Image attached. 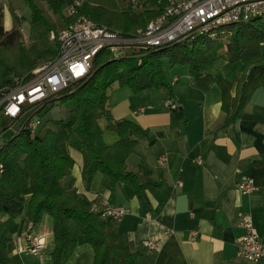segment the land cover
I'll list each match as a JSON object with an SVG mask.
<instances>
[{
  "label": "crops",
  "instance_id": "crops-1",
  "mask_svg": "<svg viewBox=\"0 0 264 264\" xmlns=\"http://www.w3.org/2000/svg\"><path fill=\"white\" fill-rule=\"evenodd\" d=\"M0 3L4 29L12 32L13 12L19 14L14 11L17 4L15 0ZM22 32L29 39L30 30L26 33L23 28ZM205 74L216 83H230L235 98L243 80V64L220 59L207 67ZM167 77L174 88L173 98L165 90L135 95L128 88L130 91L126 89L127 93L118 97L122 100L114 104L109 100L115 120L133 121L149 136V141L143 142L127 160L128 170L143 184H155L145 191L143 199L129 185L112 187L110 179L101 173L94 176L87 188L84 173L88 157L76 139L67 148L75 166L62 186L77 190L92 202L96 212H101L104 205L127 209V216L115 228L130 251L140 255L137 264H264L239 256V243L245 235L240 226L244 214L252 215L264 246V163H259L264 156V88L249 94L244 112L235 124L217 132L226 119L221 88L214 84L210 90H202L189 70L172 79ZM169 100L178 105V110L167 106ZM11 122L20 124L11 134L16 135L23 123ZM102 129L107 146L120 141L106 124ZM162 157L166 158L165 163L159 162ZM242 176L254 181L253 194L243 195L237 189ZM18 180L21 182L9 186L8 192L27 203L29 197L23 191L28 180ZM1 221L13 243L9 264H53L55 238L49 215H44L38 226L29 224L25 216L12 219L3 215ZM70 228L73 244L62 264H93V247L78 236L74 222ZM29 233L44 235L46 246L40 255L17 252L15 242L20 239L25 246ZM149 242L155 243V250L146 246Z\"/></svg>",
  "mask_w": 264,
  "mask_h": 264
},
{
  "label": "trees",
  "instance_id": "trees-1",
  "mask_svg": "<svg viewBox=\"0 0 264 264\" xmlns=\"http://www.w3.org/2000/svg\"><path fill=\"white\" fill-rule=\"evenodd\" d=\"M31 10L30 36L32 45H23L20 20L13 14L14 29L6 32L0 3V90L14 86L13 76L30 77L40 62L57 56L59 44L49 40L57 33L58 25L53 16L64 18V12L74 0H22ZM82 0L76 17L66 18L65 26L79 17L132 36L138 30L163 15L166 0H145L142 9H136L134 0ZM1 2V0H0ZM231 35L226 44L206 37L186 38L167 47L151 48L145 52L114 58L102 51L94 61L93 75L84 82L72 84L58 95L41 112L51 110L58 101L72 103V109L63 120L43 123L39 135L31 139L27 131L10 136L0 148V161L6 171L0 180V264H9L12 238L1 217L12 219L25 216L29 224L38 226L44 215L53 219L55 249L53 264H62L70 246L71 222L78 236L93 247V264H137L140 255L132 253L118 236L115 224L93 210V204L77 190L62 186L63 179L74 168L75 161L67 148L77 137L88 157L85 168L87 188L97 173L118 184L131 186L139 199L155 184H143L129 171L127 160L138 147L149 141L148 134L130 120H115L109 106L110 92L115 84L129 88L135 95L144 91L165 90L173 98L174 88L165 70L166 59L170 66H188L190 76L202 90L217 84L222 90V110L226 114L220 130L235 124L244 112L249 94L264 88V59L260 43L264 39V25L258 21L229 27ZM225 50L222 54L220 51ZM220 59L243 64V80L235 98L232 86L225 80H215L205 74L207 67ZM115 131L120 141L107 146L103 140L102 125ZM46 124V125H45ZM11 127V126H10ZM259 163H264V156ZM23 177L28 185L23 191L29 200L17 199L8 192Z\"/></svg>",
  "mask_w": 264,
  "mask_h": 264
},
{
  "label": "built area",
  "instance_id": "built-area-1",
  "mask_svg": "<svg viewBox=\"0 0 264 264\" xmlns=\"http://www.w3.org/2000/svg\"><path fill=\"white\" fill-rule=\"evenodd\" d=\"M81 5L82 1H75L69 6L67 18L76 17ZM254 21L264 25V0H166L163 15L151 21L145 30L129 37L79 17L57 33L49 35L52 43L59 44L54 59L43 62L28 78H14L12 88L0 90V115L10 121H22L16 135L25 130L31 139H35L43 122L40 118L33 121L34 116L72 84L89 80L93 75L94 61L102 51L120 58L151 48L174 45L186 38L206 37L221 41L229 27ZM260 50L264 59V39L260 43ZM174 81H178V78ZM167 106L171 110L179 108L172 100L168 101ZM159 162L165 163L166 158H160ZM5 171L4 163L0 161V180ZM237 189L243 195H250L256 187L251 178L242 176L237 182ZM101 213L104 219L117 224L123 221L128 211L122 206L104 205ZM240 226L245 230V235L239 243V256L254 263H264V246L252 215L244 214ZM15 245L18 253L40 255L45 249L46 239L44 235L29 233L25 246L21 245L20 239ZM146 246L150 250L156 249L154 242Z\"/></svg>",
  "mask_w": 264,
  "mask_h": 264
},
{
  "label": "rangeland",
  "instance_id": "rangeland-1",
  "mask_svg": "<svg viewBox=\"0 0 264 264\" xmlns=\"http://www.w3.org/2000/svg\"><path fill=\"white\" fill-rule=\"evenodd\" d=\"M43 3L46 2V0H41ZM74 1H82V0H74ZM16 2V9L14 11L19 12V14H17L16 12H13V14L19 18V22H20V26H21V30L24 28L26 33L30 30V20H31V10L29 8V6L22 0H15ZM134 3V0L132 1ZM145 0H136V9H142L143 4H144ZM64 18H62L61 16H55L54 21L55 23L58 25L59 29H62L65 26V19L67 18V12H64ZM140 31V30H138ZM136 31V33L138 32ZM23 35V45L26 48H29L32 43L29 41L28 38L25 37V34L22 32ZM231 35V30L228 28L225 31V35L222 36V40L220 42L226 44L228 41V37ZM225 50L223 49L222 51H220V53H224ZM165 62V70L167 72V75L169 76V78L172 79V77L174 75H183L185 72H187L188 66H170L167 62V60H164ZM43 62H40L38 65H41ZM19 76L14 75L12 78H16ZM21 77V76H20ZM126 87H120L118 84H115V86L113 87L112 91L110 92V99H111V104H114L117 101H120L122 99H119L118 97H122L125 95V93H127L126 91ZM128 91H130L128 89ZM72 109V103H66L63 104L61 101L58 103L56 102L55 106L53 108H51V110L48 111H43L42 113H39L38 115L34 116L33 121H36L37 118H40L42 120L43 123H48L46 126L49 128L51 126V123L53 121H58V120H63L68 116V113L71 111ZM106 123H103V125H105ZM11 126V127H10ZM20 126V124H13L12 122L7 120L6 118L2 117L0 115V146L2 147L5 142L9 139H7L13 132H15L18 127ZM12 136V135H11ZM10 138V137H9ZM76 140L77 137H75ZM6 140V141H5ZM5 141V142H4ZM24 180H27L25 178H23ZM21 182V180H18L16 182L15 185H18Z\"/></svg>",
  "mask_w": 264,
  "mask_h": 264
}]
</instances>
